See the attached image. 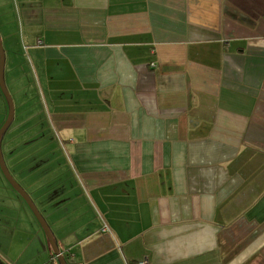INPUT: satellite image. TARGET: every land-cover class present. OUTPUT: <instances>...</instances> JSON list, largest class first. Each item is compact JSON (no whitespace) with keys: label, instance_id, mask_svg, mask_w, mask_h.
I'll return each mask as SVG.
<instances>
[{"label":"crops","instance_id":"1","mask_svg":"<svg viewBox=\"0 0 264 264\" xmlns=\"http://www.w3.org/2000/svg\"><path fill=\"white\" fill-rule=\"evenodd\" d=\"M0 33L40 91L9 163L68 264H264V0H0ZM43 128L67 158L34 178ZM5 180V261L61 264Z\"/></svg>","mask_w":264,"mask_h":264},{"label":"rangeland","instance_id":"2","mask_svg":"<svg viewBox=\"0 0 264 264\" xmlns=\"http://www.w3.org/2000/svg\"><path fill=\"white\" fill-rule=\"evenodd\" d=\"M0 36H1V33H0ZM1 38H2V36H1ZM2 42H3V40H2ZM4 50H5V48H4ZM5 54H6V52H5ZM8 71H9V64L8 63L6 64V58H5L4 78H5L6 85L9 89V91L11 92L13 99H14L15 113L16 114L14 113V117H13L11 124L9 125V127L6 129V131L4 132V134L2 136V151H3V155H4V159L6 161V164H7L9 169L11 168L10 171H12V167L10 166V163H9V155H8V151H7V145L10 143V141L13 142V140H15L16 138L18 139L19 136H21L20 133L19 134L12 133V129L19 122L20 112L22 110L26 111L27 114H29L33 111V109L35 107H32L34 105H31V104H33L36 101L35 100L36 96H38L40 98V91H39V86H35V85L32 87H26V88L23 87L21 91H17L16 87L12 86L9 83ZM0 95L3 99V101H5L8 105L7 99H6L5 95L3 94L1 88H0ZM27 96L30 98H33V102L28 103V105H25L24 99ZM39 108H40V106H38V109ZM8 111H9V106H8ZM46 112H47L46 110L42 109V117L45 116L47 118ZM7 116H8V113L4 119V122L6 121ZM41 118L39 120H41ZM41 126L43 127L44 124H42ZM1 127L2 126H0V128ZM20 130H22V128ZM24 136L25 135H23V137ZM28 138L29 139L26 140V143L20 145L21 148L24 147L26 149L25 150L19 149L16 153V159L21 160V164H23V165L28 164L27 174L32 175L34 178H39V177H42L44 175L51 173V171H52V169H54V165H55L54 160L57 161V160H60L61 158H65V159L67 158V156H66V154L62 148H58L60 150L56 149V147L59 146L60 145L59 143H61V142H60L59 138H57L56 133L53 132L51 130V128H49L47 130L45 128H43L42 133L30 135ZM16 142L18 143L17 140H16ZM11 173L16 178V180L26 189L27 183L25 181H22L21 178L19 176H17L14 171H12ZM1 175H2V177L3 176L5 177L2 170H1ZM5 179H6L5 181H7V183L9 184V186H8L9 190H11L13 192L15 197H17L19 200L22 201L25 211H27V213H29L30 217H32V219L35 222V224L37 225V227H39V229L41 231V235L43 236V239H46L47 247L52 251V247L48 241L47 235H46L44 229L42 228L41 224L39 223L38 219L36 218V216L32 212L31 208L29 207L27 202L24 200V198L9 183V181L7 180L6 177H5ZM28 190L26 189V191L29 193V195L32 197V199L34 198L33 200H34L35 204L37 205V207L40 206L39 201H36L37 200L36 195H32V193ZM38 209H39V207H38ZM16 213L18 215H22L20 222L18 224H19V226L25 228V226H26L25 223H26L27 219L24 216V211L21 212L18 210ZM19 231L20 232L22 231L20 227H19ZM11 233L13 235L12 230H11ZM18 234H19V232H18ZM7 237H8V235H4V233L1 237V240L3 242V244H1V246H0L1 264H7L8 263L7 261H5L6 260L5 255L8 254V250H9V246H8L9 239ZM34 244H36V243L34 242ZM32 249H36V246H34Z\"/></svg>","mask_w":264,"mask_h":264},{"label":"water","instance_id":"3","mask_svg":"<svg viewBox=\"0 0 264 264\" xmlns=\"http://www.w3.org/2000/svg\"><path fill=\"white\" fill-rule=\"evenodd\" d=\"M5 58H6L5 57V50H4L2 38L0 36V88L3 92V94L5 95L7 102H8V106H9V112H8L7 119L4 122V124L2 125V127L0 128V167H1L3 174L5 175L7 180L9 181V183L24 198V200L27 202V204L31 208L32 212L34 213V215L38 219L39 223L41 224L42 228L44 229V231L47 235V238H48V241L52 247V250H53L54 254L56 255V257L59 259L60 263L61 264H68L63 253L60 251L58 243L55 240V237L53 235V232H52L48 222L46 221V219L44 218V216L42 215V213L38 209V207L35 204L32 197L26 191V189L13 176V174L11 173V171L8 168L6 161L4 159V155H3V151H2V136H3L4 132L6 131V129L9 127V125L11 124L13 117H14V113H15L14 99H13V96H12L11 92L9 91L7 85H6L5 78H4Z\"/></svg>","mask_w":264,"mask_h":264},{"label":"built area","instance_id":"4","mask_svg":"<svg viewBox=\"0 0 264 264\" xmlns=\"http://www.w3.org/2000/svg\"><path fill=\"white\" fill-rule=\"evenodd\" d=\"M138 264H151V262L148 257H144L138 262Z\"/></svg>","mask_w":264,"mask_h":264}]
</instances>
